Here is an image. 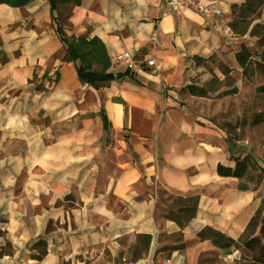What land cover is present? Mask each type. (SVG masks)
Instances as JSON below:
<instances>
[{
  "label": "crops",
  "instance_id": "0c3cea01",
  "mask_svg": "<svg viewBox=\"0 0 264 264\" xmlns=\"http://www.w3.org/2000/svg\"><path fill=\"white\" fill-rule=\"evenodd\" d=\"M207 1L222 14L165 13L164 0L0 3V264L16 252L30 264H264L245 238L259 199L217 172L237 155L211 120L186 117L173 78L212 52L236 63L264 26V0L253 18L232 11L250 0ZM52 16L68 38L102 40L106 84L78 78ZM236 18L250 19L240 34ZM134 47L126 71L115 58Z\"/></svg>",
  "mask_w": 264,
  "mask_h": 264
},
{
  "label": "rangeland",
  "instance_id": "374dc122",
  "mask_svg": "<svg viewBox=\"0 0 264 264\" xmlns=\"http://www.w3.org/2000/svg\"><path fill=\"white\" fill-rule=\"evenodd\" d=\"M62 1L56 0L58 9ZM246 4L244 9L234 7L233 13L251 18L259 16L257 0ZM249 20L236 18L234 31L243 32ZM251 34L253 37L247 39L251 46L240 44L239 51L234 53L236 63L233 65L228 53L212 52L207 57L194 59L196 67H192L191 73L189 67H185L173 78L178 81L174 87H178L176 91L186 117L204 121L202 123L211 120L231 155L246 158L247 171L241 179H236L235 186L253 191L260 204L245 231V238L251 240L252 249L260 247L264 251V122L252 120L254 113L264 109V92L261 90L264 86V26L254 25ZM238 53L243 58L242 64L236 58ZM188 79L200 90L189 94L185 87H179Z\"/></svg>",
  "mask_w": 264,
  "mask_h": 264
},
{
  "label": "trees",
  "instance_id": "16d2710c",
  "mask_svg": "<svg viewBox=\"0 0 264 264\" xmlns=\"http://www.w3.org/2000/svg\"><path fill=\"white\" fill-rule=\"evenodd\" d=\"M32 0H0V3H6L10 6H21L29 3ZM50 1L51 12H55L57 9L56 0ZM65 1V0H63ZM62 1V2H63ZM70 2L77 4L78 0H69ZM52 20L55 24V31L58 34L60 40L65 44V56L64 59L67 61H76V71L78 78L83 82L89 83L93 86H102L108 82L111 78V74L108 71L111 66V60L107 53L106 47L102 40L97 36L88 37L86 35L70 36L66 37L62 24L57 16H52ZM238 61L242 64V57L238 53L236 55ZM126 71H128L126 69ZM185 88L193 93L196 90V86L193 84L186 85ZM264 92V86L261 88ZM254 123L264 122V109L254 113L252 116ZM103 124H105V117H103ZM246 158L239 159L235 158V166L233 169L225 168L221 164L217 165V172L220 175H232L236 178L241 179L247 171ZM255 215L250 219L247 228L253 222ZM246 228V229H247ZM209 233L212 242L220 248H228L234 243V240L224 236L223 234L210 231L202 230L200 235Z\"/></svg>",
  "mask_w": 264,
  "mask_h": 264
},
{
  "label": "built area",
  "instance_id": "2783aa9c",
  "mask_svg": "<svg viewBox=\"0 0 264 264\" xmlns=\"http://www.w3.org/2000/svg\"><path fill=\"white\" fill-rule=\"evenodd\" d=\"M167 6L165 13L180 12L183 9H188L195 13H198L205 18H214L222 14V10L218 5L207 0H164ZM156 37H152L151 42H153ZM140 53L139 47H134L133 49L124 50L117 54L115 60L122 63L128 71H134L136 65L139 62L138 55ZM145 65L152 67L155 65L153 57H147L145 60ZM30 261L24 258L23 254L20 252L11 253L5 256V264H30ZM151 264V262H150Z\"/></svg>",
  "mask_w": 264,
  "mask_h": 264
}]
</instances>
